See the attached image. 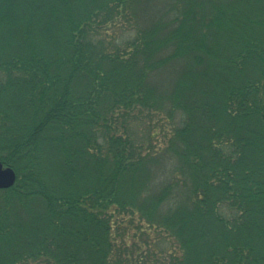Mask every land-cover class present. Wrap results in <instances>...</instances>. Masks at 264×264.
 <instances>
[{
  "label": "trees",
  "instance_id": "obj_1",
  "mask_svg": "<svg viewBox=\"0 0 264 264\" xmlns=\"http://www.w3.org/2000/svg\"><path fill=\"white\" fill-rule=\"evenodd\" d=\"M0 160V264H264V0H0Z\"/></svg>",
  "mask_w": 264,
  "mask_h": 264
},
{
  "label": "water",
  "instance_id": "obj_2",
  "mask_svg": "<svg viewBox=\"0 0 264 264\" xmlns=\"http://www.w3.org/2000/svg\"><path fill=\"white\" fill-rule=\"evenodd\" d=\"M16 181V173L10 166H6L0 160V188H8Z\"/></svg>",
  "mask_w": 264,
  "mask_h": 264
},
{
  "label": "rangeland",
  "instance_id": "obj_3",
  "mask_svg": "<svg viewBox=\"0 0 264 264\" xmlns=\"http://www.w3.org/2000/svg\"><path fill=\"white\" fill-rule=\"evenodd\" d=\"M133 233V232H132ZM167 244H169V243H167Z\"/></svg>",
  "mask_w": 264,
  "mask_h": 264
}]
</instances>
